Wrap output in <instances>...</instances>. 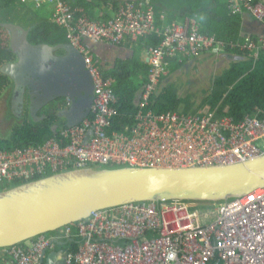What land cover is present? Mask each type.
I'll return each mask as SVG.
<instances>
[{"label": "built area", "instance_id": "2783aa9c", "mask_svg": "<svg viewBox=\"0 0 264 264\" xmlns=\"http://www.w3.org/2000/svg\"><path fill=\"white\" fill-rule=\"evenodd\" d=\"M17 1L52 8L50 21L64 30L67 42L84 56L93 79V101L87 118L63 128L56 137L35 145L0 148V185L29 181L48 170L116 164L224 166L264 153V111L260 109L239 121L218 114V108H192L185 113L150 109L158 98L156 91L171 74L167 59L182 55L187 62L201 63L208 54L227 51L223 41L200 32L197 18L159 25L147 6L149 1H120L113 16L102 21L78 15L82 10L72 9L65 0ZM235 1L244 2L259 22L264 21L263 2ZM237 4L235 10L240 9ZM148 36L163 37V41L144 50L150 69L141 87L135 124L125 132L109 133L119 107L113 80L103 77L98 60L82 39L127 46ZM259 39L247 37L242 48L258 58L264 36ZM54 240L71 241L67 264H264V188L213 205L168 201L98 210L85 220L3 250L2 264H39L43 251L58 248Z\"/></svg>", "mask_w": 264, "mask_h": 264}, {"label": "water", "instance_id": "95a60500", "mask_svg": "<svg viewBox=\"0 0 264 264\" xmlns=\"http://www.w3.org/2000/svg\"><path fill=\"white\" fill-rule=\"evenodd\" d=\"M41 22L24 25L0 20V28L5 30L8 48L14 56L13 60L0 65V74L9 80L0 94V132L8 133L2 140H9L12 128L24 119L31 123L42 120L45 116H38L39 111L59 99H64L65 105L55 106L53 110L56 118L50 127L53 137L63 128L77 126L90 115L94 85L83 54L68 42H29L30 31ZM254 24L263 27L257 21ZM82 42L102 70L113 68L116 60L133 56V50L124 46L88 38H83ZM239 60L241 56L232 53L205 58L203 64L191 60L164 80L156 97L163 87L186 77L185 84L194 95L202 90L197 100L190 99L197 109L211 93L213 75H222L226 64ZM140 95L141 88L135 95V107ZM263 188L264 153L224 166L173 168L116 164L59 171L0 188V250L3 252L85 220L98 210L130 203L168 201L213 205ZM54 243L59 248L43 251L39 264H67L71 241L54 240Z\"/></svg>", "mask_w": 264, "mask_h": 264}, {"label": "trees", "instance_id": "16d2710c", "mask_svg": "<svg viewBox=\"0 0 264 264\" xmlns=\"http://www.w3.org/2000/svg\"><path fill=\"white\" fill-rule=\"evenodd\" d=\"M72 9L79 8L81 16H86L89 20H107L111 17L107 16L104 8L117 11L119 3L117 0H65ZM96 4H94L93 2ZM149 1V5L154 11V16L159 25L169 24L186 18H197L199 21L200 32L215 37L216 40L225 43V53L240 55L242 60L232 61L226 64L222 75L216 77L213 75V86L210 95L203 100L201 107L207 106L212 111L218 108V114L232 117L235 121L243 119L247 114L256 113L258 109L264 111V50L259 53L258 58L254 57L248 50L242 48L247 37L252 40L259 41L261 38L257 35L244 30V24L252 20L259 22L251 12L246 8L244 2H233L232 0H184L185 7L182 8L186 12L180 13V7L174 8L171 4L162 5L157 0H136L135 3ZM164 1V0H163ZM252 4L264 3V0H252ZM108 2L110 4H108ZM180 2V1H179ZM104 4V6L101 5ZM238 3V4H237ZM33 5L32 3H30ZM100 4V5H99ZM235 4L240 9L235 10ZM26 3H19L17 0H0V20H13L19 23L23 22L17 19V14L23 13L26 9ZM49 6L48 4H44ZM98 7V13H94V7ZM166 6V7H165ZM33 7H35L33 5ZM41 7V6H40ZM171 7V9H170ZM49 17L52 16V8L49 10ZM16 15L13 16V15ZM27 19L23 14L24 25H31L34 22L41 21L35 25L30 31L28 40L33 44L47 42L49 44H60L67 42L65 32L58 27L50 18L38 19L35 13L27 14ZM166 15V16H165ZM246 22V23H245ZM264 27V21L259 22ZM246 32V34H245ZM163 41V37L148 36L142 39L136 46L140 50L147 47H155ZM143 43L144 45H142ZM233 44L235 47H233ZM128 46V45H127ZM130 48V46H128ZM131 49V48H130ZM133 50V49H132ZM222 53V52H221ZM215 54H208L205 58L211 59L217 57ZM204 58V59H205ZM13 54L8 48V36L3 28H0V65L6 61H11ZM187 59L178 55L171 57L166 61V68L170 73L180 70ZM150 65L145 59H140L135 55L126 60H116L114 67L108 70H101L104 78L113 80L112 90L117 98L118 111L117 115L110 120L108 132H125L126 128H131L135 124L134 116L138 110L135 107L134 99L138 90L148 80ZM9 80L0 74V94L7 87ZM193 108V102L190 98L182 99L178 97L174 84H168L162 88L161 93L154 105L150 109L157 112H165L167 110H181L187 112ZM53 113V112H52ZM262 117V116H260ZM56 120L54 114L41 121L38 124L31 123L25 119L20 125L12 128L9 140L0 139V148L11 149L14 147H22L35 145L44 142L50 136L51 124ZM51 171H45L42 175H36L38 178L47 176ZM25 180H15L11 184H2L0 188L9 185H16ZM64 246L63 248H65ZM59 248V247H58ZM4 257L0 255V264Z\"/></svg>", "mask_w": 264, "mask_h": 264}, {"label": "rangeland", "instance_id": "374dc122", "mask_svg": "<svg viewBox=\"0 0 264 264\" xmlns=\"http://www.w3.org/2000/svg\"><path fill=\"white\" fill-rule=\"evenodd\" d=\"M121 1H123V0H121ZM158 2H160V3H162V5L164 4V5H169V4H171L174 8H176L177 6H179L180 5V3H181V9L182 8H184L185 7V5H183L184 4V0H157ZM180 1V2H179ZM93 2V1H92ZM94 3V2H93ZM26 4H28V5H26L25 6V11L22 13H19L18 12V14H17V19L18 18H20L19 20H21L22 22H23V24H25L24 23V18H22L21 16H22V14L27 18V14H29V13H31V10H32V12L33 13H35V15L37 16V18L38 19H48V17L50 16L49 15V10H50V6H47V5H42L41 7H39V8H35V7H33V5H31L30 4V2L29 3H26ZM95 4V3H94ZM108 4H110L109 2H108ZM96 5V4H95ZM100 5V4H99ZM101 5L102 6H104V4H102L101 3ZM165 6V7H166ZM179 6V7H180ZM168 7V6H167ZM170 9H171V7H170ZM98 11H99V9H98V7L96 6V7H94V13H98ZM104 11H105V13H106V15L107 16H109V17H112L113 16V11L111 10V9H108V8H104ZM184 12H186L184 9H182L181 11H180V13L182 14V13H184ZM14 16V15H13ZM166 16V15H165ZM16 17V16H15ZM50 18V17H49ZM14 20V19H13ZM181 18H178V22H181ZM17 21V20H16ZM18 22V21H17ZM128 46H130L133 50H134V52H135V55L138 57V58H140V59H144L146 56H145V51L143 50H140L136 45H134V44H128ZM199 73V72H198ZM198 73L197 74H195V76H197L198 75ZM185 82H186V77H181V78H179L178 80H175L174 82H173V84L177 87V89H178V97H180V98H182V99H186V98H192V101H194V100H197L198 99V95H202L203 93H202V90L200 91V92H198V91H196L195 92V95H197V96H195L190 90H189V88L186 86V84H185ZM213 78L211 79V83H212V86H213ZM212 86H211V88H212ZM203 92H205V90H203ZM194 99V100H193ZM195 106V102H193V108H195L194 107ZM203 109V110H205V109H207V106H205V107H201V105H199L198 107H197V109ZM61 122V121H60ZM6 135H8V133L7 134H5V132H0V139L1 138H3L4 136H6ZM2 254V251L0 250V255Z\"/></svg>", "mask_w": 264, "mask_h": 264}, {"label": "flooded vegetation", "instance_id": "af4514ba", "mask_svg": "<svg viewBox=\"0 0 264 264\" xmlns=\"http://www.w3.org/2000/svg\"><path fill=\"white\" fill-rule=\"evenodd\" d=\"M14 16H16L14 14ZM27 19H29V15L27 16ZM86 48V47H85ZM87 49V48H86ZM88 50V49H87ZM14 57V56H13ZM13 60V59H12ZM176 92L178 93V89L177 87L175 88ZM65 105V100L64 99H59L54 103L49 104L48 106H45L41 111H39L38 116H45L42 120L35 122V124L40 123L43 120H46V118H48V116L50 117L51 115H53V110L55 109V106H60L63 107ZM52 126V124H51Z\"/></svg>", "mask_w": 264, "mask_h": 264}, {"label": "crops", "instance_id": "0c3cea01", "mask_svg": "<svg viewBox=\"0 0 264 264\" xmlns=\"http://www.w3.org/2000/svg\"><path fill=\"white\" fill-rule=\"evenodd\" d=\"M110 1V0H109ZM121 0H117V2H120ZM248 23L244 24V30H246L249 33H252L254 35H257L258 37L264 36V28H260V26H256L252 20L247 21ZM260 28V29H259ZM254 30V31H253ZM246 34V32H245ZM129 48L128 46H124ZM131 48V47H130ZM132 49V48H131ZM201 64H203L201 62Z\"/></svg>", "mask_w": 264, "mask_h": 264}, {"label": "clouds", "instance_id": "9594fccd", "mask_svg": "<svg viewBox=\"0 0 264 264\" xmlns=\"http://www.w3.org/2000/svg\"><path fill=\"white\" fill-rule=\"evenodd\" d=\"M58 135V134H57ZM51 137V136H50ZM58 249V248H57Z\"/></svg>", "mask_w": 264, "mask_h": 264}]
</instances>
